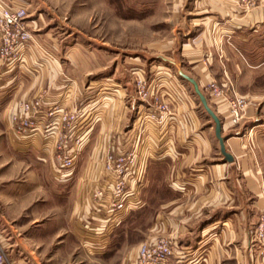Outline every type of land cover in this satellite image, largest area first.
I'll use <instances>...</instances> for the list:
<instances>
[{
  "label": "crops",
  "instance_id": "crops-1",
  "mask_svg": "<svg viewBox=\"0 0 264 264\" xmlns=\"http://www.w3.org/2000/svg\"><path fill=\"white\" fill-rule=\"evenodd\" d=\"M0 5L21 6L15 0H0ZM166 11L168 23L173 25L179 23L181 11L194 17L188 29L194 35L178 42L180 63L187 68L168 60L162 72L165 78L155 84L157 95L173 103V116L159 131L149 127L147 136L154 153L148 166L154 162L165 165V193L170 196L162 206L163 221L158 229L173 240L176 264H264V247L251 242V228L264 208L262 11L244 12L238 0H165ZM42 19H28L33 42L18 62L8 65L0 60V128L8 143L22 149L17 150L21 157H31L24 151L30 146L20 144L10 133L21 106L40 98L46 106L69 112L84 109L79 123L82 134L87 132L79 153L95 147L86 157L84 175L76 173V164L71 176H60L52 167L58 126L53 137L31 140V145L43 150L34 156L48 163L46 178L50 173L56 183L53 186L67 184L69 192L49 200L43 196L41 180L38 186L26 181L1 186L0 248L12 264L50 262L52 252L68 240L86 243L99 253L110 245L112 236L103 242L83 234V224L105 225L103 213L89 198L103 166L97 163L93 169L92 165L108 151H122L130 134L129 122L142 110L131 107L133 74L123 75V64L82 45L63 43L52 36L51 29L44 30ZM172 43L165 41V48ZM171 64L177 67L174 74ZM109 68L112 73L106 75ZM210 82L229 86L233 95L246 100L237 124L231 121L226 106L206 92ZM198 93L220 121L231 161L221 154L214 122L203 112ZM147 105L144 110L151 108ZM46 106L41 112H47ZM49 120L58 122L57 117ZM40 123L43 126L45 121ZM58 200H65L64 205L56 204ZM59 207L68 211L66 221L71 229L65 233L61 232L64 220L58 215ZM46 251L48 259L43 260ZM136 255L130 253L121 264H135Z\"/></svg>",
  "mask_w": 264,
  "mask_h": 264
},
{
  "label": "rangeland",
  "instance_id": "rangeland-1",
  "mask_svg": "<svg viewBox=\"0 0 264 264\" xmlns=\"http://www.w3.org/2000/svg\"><path fill=\"white\" fill-rule=\"evenodd\" d=\"M12 1L9 0V2ZM15 1L26 8L30 19H36L38 16L43 18L44 30L51 29L52 36L63 43L82 45L96 55L123 64L125 68L122 69L123 75L133 74L131 81L133 92L130 96L133 110L135 107H140L142 112L143 108L148 106L147 104L152 106L155 100L154 97H149L146 101L140 99L136 83L137 76L143 79L148 94L155 95L157 94L155 84L165 78L162 72H165L168 60L177 63L182 69L186 67L180 63L178 42L186 40L183 38L184 36L194 35V32L188 30L194 17L181 11L178 24L168 23L169 16L168 12H165V0ZM165 41L173 42L171 47L165 48ZM47 55L50 54L47 53ZM170 69L174 74L177 67L172 65ZM109 73H112V68L105 72L106 75ZM156 75H159L158 79L155 77ZM81 110L78 112L81 113ZM203 112H205L204 109ZM135 116L136 113L133 114V117L131 116V122H129L131 127ZM168 121L169 119L159 125L157 131L161 130ZM211 122L213 123L212 120ZM6 137L8 138L4 129L0 128V188L2 185L12 186L23 181L32 184V186L33 184L38 186L39 180H41L45 198L50 200L54 197L67 196L68 185L53 186L56 184L53 182L55 179L50 176V173L46 178L44 172L48 163L38 161L34 156L37 154L36 152L43 151L42 149H39L38 146L35 147L33 143L24 150L26 156L30 155L31 157H21L23 155L18 154L17 150L22 151V149L13 147L11 143H8ZM124 146H121L122 151ZM145 146L151 148L148 139ZM93 147L95 145H91L82 155L79 153L77 166L75 165L78 170L76 173L81 174L79 177L85 173L88 162L86 157ZM111 153L112 151H108L105 155ZM103 159L101 157L95 161L92 168L94 169L97 163L102 164ZM52 167L54 170L58 168L56 160L52 161ZM139 194L142 207L132 212L129 218L113 233L110 245L103 252H94L95 247L92 249V246L86 243L85 245L80 244V241L68 240L60 243L57 246L58 249L52 252L50 262L45 260L43 264H121L130 253L135 255L137 252L138 254L141 244L165 238L166 236L158 229L163 221L162 206L165 205V200L170 197L165 193V165L154 162L148 166L147 161ZM63 201L65 200H58L56 204L64 205ZM67 214L66 208L59 207L58 215L64 220L61 228L63 233L71 229L67 225ZM257 222L258 220L252 226L251 231L254 230ZM47 254L48 251L44 253L43 260L48 259ZM172 264H176L175 259Z\"/></svg>",
  "mask_w": 264,
  "mask_h": 264
},
{
  "label": "built area",
  "instance_id": "built-area-1",
  "mask_svg": "<svg viewBox=\"0 0 264 264\" xmlns=\"http://www.w3.org/2000/svg\"><path fill=\"white\" fill-rule=\"evenodd\" d=\"M238 4L244 12L260 8L264 23V0H238ZM28 19L26 8L0 5V60L3 64L18 62L24 50L33 42ZM136 83L140 99L146 101L149 97H154V103L150 109L142 112L139 110L136 113L130 134L124 140L123 146H127L123 147V151L104 156L101 177L92 187L89 195L94 207L103 213L105 225L91 227L90 224H83V234L103 242H108L114 229L125 222L132 212L142 207L139 193L143 175L147 161L154 154L145 146L149 127L158 129L159 125L173 116L171 101L168 99L163 101L157 94H155L157 96L148 94V89L145 88L140 76L136 77ZM206 92L211 98L220 100L226 106L234 124L239 122L247 105L244 98L233 95L229 86L217 82H210ZM45 106V102L40 98L23 104L20 115L13 117L11 137L17 138L20 144L29 146L31 140L53 137L52 131L58 126L60 133L54 145L55 160L58 164L56 170L60 176H71L70 172L75 168L79 156V147L87 132L86 130L82 134L83 128L79 123L85 110L82 109L79 115L60 106H46L47 112H41V108ZM52 117L58 118V124L49 120ZM41 120L45 121L43 126ZM251 235L252 244L264 247V208L260 211L258 222ZM175 255L173 240L162 238L147 241L139 247L136 264H172ZM0 264H12L2 248H0Z\"/></svg>",
  "mask_w": 264,
  "mask_h": 264
},
{
  "label": "water",
  "instance_id": "water-1",
  "mask_svg": "<svg viewBox=\"0 0 264 264\" xmlns=\"http://www.w3.org/2000/svg\"><path fill=\"white\" fill-rule=\"evenodd\" d=\"M199 98H200V101H201V104H202L203 108L205 109L207 114L211 117V119L214 122V125H215V128H214L215 137L217 138V140L219 142L221 154L225 157L226 160L231 161L230 156L228 154H226V152H225V148H224V145H223V138H221V125H220L219 119L209 109V107L207 105V102H206V99L201 94H199Z\"/></svg>",
  "mask_w": 264,
  "mask_h": 264
},
{
  "label": "trees",
  "instance_id": "trees-1",
  "mask_svg": "<svg viewBox=\"0 0 264 264\" xmlns=\"http://www.w3.org/2000/svg\"><path fill=\"white\" fill-rule=\"evenodd\" d=\"M118 227H119V226H118ZM118 227H116V228L114 229L113 233L118 229Z\"/></svg>",
  "mask_w": 264,
  "mask_h": 264
},
{
  "label": "bare ground",
  "instance_id": "bare-ground-1",
  "mask_svg": "<svg viewBox=\"0 0 264 264\" xmlns=\"http://www.w3.org/2000/svg\"><path fill=\"white\" fill-rule=\"evenodd\" d=\"M27 148V147H26Z\"/></svg>",
  "mask_w": 264,
  "mask_h": 264
}]
</instances>
